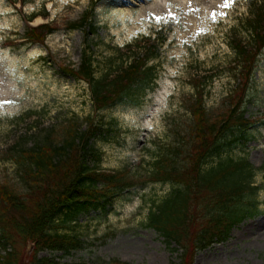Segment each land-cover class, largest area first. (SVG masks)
Segmentation results:
<instances>
[{
  "label": "rangeland",
  "instance_id": "obj_1",
  "mask_svg": "<svg viewBox=\"0 0 264 264\" xmlns=\"http://www.w3.org/2000/svg\"><path fill=\"white\" fill-rule=\"evenodd\" d=\"M28 1L22 6L20 1L14 5L13 0H0V181L21 194H27L18 177L16 159L21 149L42 143L48 134L53 142H63L74 123H79L77 127L83 131L90 118L103 128L105 133L92 140L101 158L100 171L144 177L157 158L176 148L186 150L193 128L190 110L196 90L191 83L196 74L208 77L205 105L212 120L231 107V97L240 82L232 71L235 52L230 39L237 35L250 41L241 23L248 18L253 0H231L230 7H218L219 13L210 25L185 39L184 33L172 24L173 18L171 22L165 17L150 18L135 26L128 17L127 24L123 23L121 9L128 12V7L138 0ZM91 6H95L93 21L97 32L88 40L81 30L69 31L67 25L80 21ZM31 15L36 16L31 22L34 26L49 23L58 28L42 46L31 45L24 38ZM155 32L167 37L160 59L153 62L158 66V87L134 104L96 112L88 84L63 72L65 66L76 69L84 53L95 58L97 76L108 69L119 70L129 54L128 48H135L140 39L154 36ZM258 60L245 107L246 118L255 124L247 129V138L222 157L246 158L261 168L264 51ZM162 97L161 111L151 117ZM152 118L154 125L147 128ZM177 154V160L184 162V154ZM217 161L213 158L209 165ZM91 164L95 165L94 158ZM255 181L264 185L261 172L255 175ZM172 190L173 185L162 183L135 187L110 201L107 211L93 209L83 213L77 224H70L60 233L74 234L82 240V248L71 255L45 250L35 258L32 243L16 237L0 245L1 255L12 256L15 264H35L37 259L52 264H180L163 237L146 226L152 203L167 197ZM258 200L264 201L263 191ZM201 207L197 208L198 213ZM261 209L264 210L263 205ZM195 257V264H264V213L245 220L234 228L229 240L215 243Z\"/></svg>",
  "mask_w": 264,
  "mask_h": 264
},
{
  "label": "trees",
  "instance_id": "obj_2",
  "mask_svg": "<svg viewBox=\"0 0 264 264\" xmlns=\"http://www.w3.org/2000/svg\"><path fill=\"white\" fill-rule=\"evenodd\" d=\"M21 2L25 6L29 1ZM250 6L248 18L241 23L250 41L237 35L231 38V49L235 52L232 71L240 83L226 113L215 120L208 116L205 105L208 77L196 74L191 83L196 90L190 110L193 128L186 150L176 148L157 158L144 177L100 171L101 158L92 140L105 132L90 118L83 131L77 127L79 123H74L63 142H53L48 134L42 143L22 148L16 161L20 168L18 177L27 194L0 181V245L16 237L32 243L35 258L45 250L71 255L82 248V240L74 234H60L62 229L77 224L79 217L90 210L107 211V204L127 190L157 183L171 184L173 190L152 203L146 226L163 237L180 264H195L198 252L224 243L236 226L262 214L258 195L264 192V185L256 184L255 175L261 172L264 178V160L258 169L246 158L222 157L245 140L247 129L255 124L246 118L245 107L258 57L264 51V0H253ZM94 8L91 6L80 21L70 23L67 29L81 30L88 40L95 37ZM35 18L31 15L28 23ZM57 30L49 23L27 25L24 38L31 45L42 46ZM166 41L161 32L143 37L135 48L129 46V54L121 61L119 70L108 69L97 76L95 58L84 53L76 69L65 66L63 72L88 84L96 112L115 105H131L158 87V66L153 62L160 59ZM178 152L184 154V162L177 160ZM92 158L95 165H90ZM213 158L218 161L209 165ZM1 254L0 247V264H15L12 256L5 258ZM35 264L52 263L37 259Z\"/></svg>",
  "mask_w": 264,
  "mask_h": 264
},
{
  "label": "bare ground",
  "instance_id": "obj_3",
  "mask_svg": "<svg viewBox=\"0 0 264 264\" xmlns=\"http://www.w3.org/2000/svg\"><path fill=\"white\" fill-rule=\"evenodd\" d=\"M225 0H138L128 7V12L121 9L123 23L129 17L131 23L135 26H141L149 21L150 18H167L168 22L173 18L174 25L179 31L184 33V39L197 33L214 21L215 16L219 13V8ZM171 7L172 11H169ZM221 9V10H222ZM134 16H136L134 18ZM127 24V23H126ZM182 40V39H180ZM164 93V92H163ZM162 98L157 100V109L151 117L157 116L162 109ZM154 119L149 120L147 128H152Z\"/></svg>",
  "mask_w": 264,
  "mask_h": 264
},
{
  "label": "snow or ice",
  "instance_id": "obj_4",
  "mask_svg": "<svg viewBox=\"0 0 264 264\" xmlns=\"http://www.w3.org/2000/svg\"><path fill=\"white\" fill-rule=\"evenodd\" d=\"M223 7H230L231 6V0H225ZM4 103H11L10 101H6Z\"/></svg>",
  "mask_w": 264,
  "mask_h": 264
}]
</instances>
